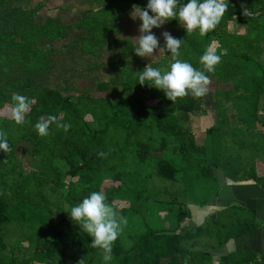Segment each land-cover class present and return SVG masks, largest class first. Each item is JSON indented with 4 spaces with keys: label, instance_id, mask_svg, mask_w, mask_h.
Instances as JSON below:
<instances>
[{
    "label": "trees",
    "instance_id": "1",
    "mask_svg": "<svg viewBox=\"0 0 264 264\" xmlns=\"http://www.w3.org/2000/svg\"><path fill=\"white\" fill-rule=\"evenodd\" d=\"M32 1L0 0V111L12 106L13 94L25 95L33 102L22 125H16L10 116H0V133L6 135L10 146L7 153L0 152V264H102V251L90 246L91 238L67 213L93 191L104 192L107 202L135 227V232L140 228V221L135 219L144 208L150 209L154 219L164 212L163 219H159L169 224L157 222L156 226L153 218L149 222L148 216L143 217L142 227L148 230L140 235L129 232L125 240L119 236L113 244L110 264L196 263L186 242L195 248L198 239L214 237L215 227L205 223L189 232L177 230L191 217L189 200L196 195L194 189L201 180L214 178V170L221 167L235 181L247 179L250 173L257 183L264 181V175L257 176L254 169L247 172L248 162L240 153L250 142L258 152L256 139L262 134L260 126L264 127V0H228L216 28L203 37L198 32L186 34L175 20L168 22L176 29V38L184 40L180 55L191 50L192 55L185 60L193 67H202L199 57L209 45H216L215 51L221 56L215 71L206 73L218 88L215 122L206 129L203 144L196 142L185 122L190 114H209L205 96H187L173 103L162 91L136 83L137 72L143 71L146 64L130 69L122 68L121 61L112 64L120 72L114 84L123 86L114 97L94 96L87 90L72 94L68 86L46 85L43 76L54 68L55 55L62 50L53 47L57 39L78 27L89 31L79 42L96 32L101 46L104 39H100L103 33L99 29H89L91 22L38 27L34 19L47 0L36 4ZM146 3L111 0L98 12L108 10L105 13L117 21ZM246 10L248 14L244 15ZM243 26L245 31L240 33ZM129 44L124 58L134 53L133 42ZM75 47L79 49L70 45L69 52ZM96 47L93 41L91 49L79 50L95 56L100 50ZM164 65L159 61L149 66ZM224 84L231 86L222 90L219 85ZM110 90L108 82L96 85V91ZM222 101L226 103L223 109ZM228 104L236 111L234 117L228 113ZM49 115L56 116L57 122L50 125L47 136L40 137L33 125L40 116ZM233 118L238 124L228 138L225 131ZM57 123L70 127L65 131ZM18 148L36 159L32 166L35 169H24ZM100 152L106 155L101 157ZM117 202L129 205L120 208ZM213 218L216 228L221 229L215 245L220 248L222 224L216 221L217 215ZM236 220V228H241L238 234L254 230ZM174 221L177 228H169ZM25 222H31L30 229L23 227ZM200 253L212 264V251L204 249ZM240 254L221 256L219 264H235ZM188 256L193 258L188 260Z\"/></svg>",
    "mask_w": 264,
    "mask_h": 264
},
{
    "label": "clouds",
    "instance_id": "2",
    "mask_svg": "<svg viewBox=\"0 0 264 264\" xmlns=\"http://www.w3.org/2000/svg\"><path fill=\"white\" fill-rule=\"evenodd\" d=\"M228 0H147L144 8L135 7L130 13L133 20H140L139 36L133 41L132 49L139 57L169 56L166 67L147 65L143 71L137 72L136 83L162 91L173 103L178 98L191 96L201 98L209 93L210 78L206 73H213L215 66L221 61L215 49L209 45L199 57L201 68H195L186 60L180 59V49L184 40L174 38L169 32L162 33L164 44L160 42L152 29L162 27L166 22L175 20L182 26L186 34L198 32L203 37L215 29L227 10ZM248 14L246 10L244 15ZM10 118L16 125L25 123L26 114L30 111L32 100L21 94H13ZM57 122V117L40 116L33 128L38 136L49 134L50 125ZM65 131L69 124H59ZM10 150L5 134L0 133V152ZM103 157L106 154L98 153ZM67 213L70 220L79 226L82 233L91 238L90 246L102 251V264H110L113 260V244L122 231L126 219L119 210L107 202L104 192L93 191L79 203L73 205Z\"/></svg>",
    "mask_w": 264,
    "mask_h": 264
},
{
    "label": "rangeland",
    "instance_id": "3",
    "mask_svg": "<svg viewBox=\"0 0 264 264\" xmlns=\"http://www.w3.org/2000/svg\"><path fill=\"white\" fill-rule=\"evenodd\" d=\"M108 2H109V0H108ZM35 3H36V0H33V4H35ZM48 5L50 7H55V12L58 10L59 13H74V14L76 13L75 9L78 6V5L74 4L73 0H53ZM98 5H100V4L95 3L94 5H85L84 9L91 8V9H93V10L95 9V10H94V12H91L92 18L89 17V18L83 19L82 22H80L81 25H86L87 23L91 22V24L89 26V29H91V30H92V26L94 28H97V29H101L102 28L101 25H103V24H104V26H106L107 21L105 20V17L109 18V14L105 13V12H107L108 10L102 11V12H97L96 10H98ZM60 6H67L68 10L64 11L63 7L60 8ZM77 8H78L77 9L78 13H80L81 9H83L81 7H77ZM42 13H44V12L42 11ZM129 17H130L129 19L124 20L125 21L124 24H120V26L121 25L126 26V29H124V31H122L123 33L119 34L120 38L122 37L123 34H124V36H126V34H129L128 33V30H129L128 27L132 29L133 34H134V30L136 29L137 37L140 34L139 33V25L141 22H140L139 18L137 17L135 20H133L131 18V16H129ZM102 20H105V21L102 23ZM69 22H73V20H70ZM100 23H102V24L100 25ZM97 24L100 25L99 28H98V26H96ZM168 24L169 23L166 22L162 27L152 29L153 33L155 32L154 34L158 38L161 47L163 46L164 41H163L162 34L160 35L159 32L163 33L165 31H167L173 37L176 35V33H175L176 29L174 27L168 25ZM229 29L230 30L234 29L232 24L229 25ZM239 31H240V33H244V31H245L244 26L241 27V29H239ZM96 35L99 37L97 32H96ZM96 35L94 33L92 35L90 34V37H88L87 41L86 40L81 41L79 49H91V47L93 46V41L95 42V46L101 47L99 40L96 38ZM100 39H102V38L100 37ZM125 39H127V38H125ZM125 45H126V41H125V43L122 44L121 47L118 45V42H117L116 45L111 46L110 49L107 48V49L97 50V52H96L97 55H95V56L90 55L88 53L82 54V53H80L79 49H72L71 53L69 52L71 49H62L55 55L54 68H52L49 72H46L44 74V76H43L45 78L44 82L46 85H49L50 87H55V88H61L63 86H68L70 88V92L72 94H79L81 90H87V91L91 92L94 96L114 97V96H117L116 95L117 91H122L123 86L114 84V79H116L117 75H120V72H119V70H117V68H114V66L112 64H115L117 62L120 63V61H121L120 64L122 65V68L130 69V68H134V67H136V68L137 67H143L144 64L150 65L151 63H156V62L160 61V63L166 64V65H164L165 67L167 66V63L169 61V56H167V55L157 56V54L154 53L153 57L142 58V57L137 56L134 52L132 56L124 58L123 55L126 54ZM134 47H135V45H134ZM212 47L215 49L216 45H213ZM191 55H192V52H191V50H189L188 52H186V54L185 53L181 54L179 58L182 60H185L186 57H190ZM262 57H264V52L262 54ZM129 59H131V61H133V64L131 63V61ZM99 82H108L110 84L111 90L109 91V93L96 91V85ZM219 86L220 87L222 86V90H226L227 88H229L228 86H231V84H228V85L224 84V85H219ZM217 88H218V85H215L213 83V81H211L210 86H209V93L205 96V99H207L206 103H205V106H206L205 108L210 111L209 114H207L204 117L202 115L200 116V115L190 114V115H188V117L186 119L185 123L188 127H190V131L194 134L195 138L197 139L196 142L198 144H203L205 142L206 129L208 128V126H210L211 124H213L215 122V110H216L215 94H216ZM208 97H210V99H208ZM225 104L226 103H224L222 101V109L224 108ZM228 106L230 107V110L228 112L230 117H234L236 114V111L229 104H228ZM11 107L12 106L9 105L6 107V109L4 111H0V116H7V117L10 116ZM237 124L238 123L236 122V118L231 119V122H230V124H228L229 126H228L227 130L225 131V134L227 135L228 138L230 137L231 130L234 128L233 126H235ZM260 128L262 129L260 132L263 135L261 134V136L256 139L259 141L258 152H255V150L251 147V145H250L251 142L247 143V145H249V147H247L245 149V151L240 152L243 159H245L249 163L251 168H252V166H254L256 164L257 158L261 159L264 162V132H263L264 127L260 126ZM248 139L250 140L249 137H248ZM22 146H24V145L22 144ZM241 150H243V149H241ZM17 156H18V158H20L22 160V164H23V167L25 170L31 171V170L35 169L32 166L35 163L36 159L34 157H32L29 152L24 151L21 148H18ZM219 158L222 159V155H220ZM260 168L261 167H259L258 169H260ZM247 172L249 173L248 170H247ZM214 174H215L214 178L212 176L211 179L208 180L207 182L203 178V180H201V184H199L198 187H196L194 189L196 195L193 196L194 197L193 199L189 200L188 207L190 210L192 209V207L194 205L199 206L201 210L211 209L212 207H215L213 204V201H214V199L218 198L219 194H221L220 193L221 192V183H222L221 167L216 168V170H214ZM203 184H207L209 187L206 189L203 186ZM116 204L120 208L121 207H128V205H129L126 202H117ZM66 207L68 208V204L66 205ZM241 209H242V207H237V206L233 207V209H232L233 213L232 214L228 213L225 216H227V218L230 220L231 219L244 220V216L247 215V212L245 210H241ZM164 214L165 213L163 212L161 214V216H162L161 218L156 217V219H154L151 216L152 213L150 212V209H148V210L145 208H144V210L142 209V214H139L135 219V220H137L135 222L140 221V223H139L140 228L136 229V232H135V227H133L130 223L129 224L126 223V224L122 225V231L119 235L120 239L121 240L129 239V237L127 235V233H129V232L131 233V235H134L136 233H138V235L145 233L148 229H145L144 226L142 227L143 217H145V219H146L148 216L149 222L153 218V223L156 226L158 223L168 224V223H164L162 220H160V219H163ZM218 214H219V212H218ZM28 217H29V215H28ZM222 217H224V216L218 215V220H216V221L218 223L222 224V219H223ZM171 219L173 220V218H171ZM223 221H226V218H224ZM30 223L31 222H25L23 227H26V229L27 228L30 229V226H31ZM205 223L209 224V226H208L209 228L215 227L214 228L215 230L213 229L215 232L214 237H211L207 241V244L215 246V245H217L216 238H219L221 236V229L216 228L217 224L214 225L215 222H213L211 217L204 220L203 223H201V224H205ZM224 223H227V222H224ZM171 224H172V226L169 227L171 229L177 228V226H178L175 221ZM183 224L184 225H181V227L184 230L189 229L192 226V224L190 222L189 223H183ZM205 226H207V225H205ZM166 228H168V227H166ZM190 230H192V229H190ZM170 231H173V230H170ZM204 239H205V237L198 239L200 242L198 243V245L195 246V248H194V246H191V247L188 246L187 242H186L187 248L189 250H192V252H193L194 260L196 262L194 264H209L211 262L209 258L203 259V257L200 255L201 254L200 250H204V249H208L210 251L213 250L209 245H207V247H206L205 245L202 244ZM214 241H216V242H214ZM188 242H190V241H188ZM191 242L193 245L192 240H191ZM24 244H26V242ZM218 250H220V249L213 250V251H218ZM211 255H212L211 260H212V264H213V258L218 257V256H216L214 253H211ZM192 258H193V256L192 257L188 256V260L189 259L191 260ZM198 260H200V262Z\"/></svg>",
    "mask_w": 264,
    "mask_h": 264
},
{
    "label": "crops",
    "instance_id": "4",
    "mask_svg": "<svg viewBox=\"0 0 264 264\" xmlns=\"http://www.w3.org/2000/svg\"><path fill=\"white\" fill-rule=\"evenodd\" d=\"M39 1L40 0H36V3H38ZM52 1L53 0H47L44 8L40 11L41 14H36L34 20L37 23L38 27L48 29V27L52 23H60L66 26H74L75 24H80L83 19L89 17L92 18L91 12H94L95 10L91 8L84 9L85 5H94L95 3L100 4L98 5V10H96L98 12L99 10L104 8L105 4H109L111 0H109V2L108 0H73L74 4L78 5L77 7L83 8L81 9L80 13H78V8L76 7L75 14L59 13L58 10L55 12V7H50L48 5ZM61 7H63L64 11L68 10L67 6H60V8ZM42 11L44 13H42ZM133 11L134 8L130 11V13H132ZM85 12H90V14L86 15ZM129 16L130 14L121 19H118L117 21H114L112 15L109 13V18L105 17V20L107 21L106 26H104V24L101 25L105 20H102V23H100V25L104 29H99V32L103 33L102 39H104V43L101 47L97 46L95 49H110L111 46L116 45L117 42L121 47L122 44L125 43V41V46L130 45L129 43L133 42L137 37L136 29L134 30L133 34L132 29L128 27L129 34H126V36H124L123 34L121 38L119 37V34L123 33L122 31L126 29L125 25L120 26V24H124V20L129 19ZM70 20H73V22H69ZM100 25L97 24L98 28L100 27ZM87 34L88 31L82 27L71 29L68 31L65 37L61 36L60 39H57L54 42L53 47L54 49H68V47H70V45L72 44L79 47V41ZM159 34L161 35L162 32H159ZM174 38H176V35L174 36ZM74 49L77 48L75 47ZM261 130L262 129L260 128V131ZM259 167L261 168L258 169ZM250 168L251 167L248 163L246 170ZM251 169H254V173H256L257 176L264 175V162L261 159L257 158L256 164L252 166ZM227 173L228 172L222 170L221 194H219L218 198L214 199L213 201L215 207H212L211 209L201 210L199 206L194 205L191 209V217L181 222L177 233L189 232L190 229L194 230L198 226H200V224L203 223V221L207 218L211 217L212 220H214L213 216L222 215L224 216L222 217L223 219L226 218V221H223L222 219V246L218 248L214 245L207 244L208 239H210L209 235H206L204 241L202 242L203 245H205L206 247L207 245H209L213 250L220 249L218 251L211 250L216 256H218L213 258V264H219L221 256L224 257L226 255L234 254L239 251L242 252V254L237 257V261L235 264H264V181L262 183H257L253 179L254 175L251 173L248 174L247 179L235 181L232 180L231 177L227 176ZM236 206L242 207L241 210H245L247 212V215L244 216V220L240 219V221H244L249 226L254 227V230L247 233L246 235L238 234L241 231V228H236L235 222H237V220H230L227 218V216H225L228 213L232 214V209ZM189 222L192 224V226L189 229L184 230L181 225H184L183 223ZM244 260H247L246 263H243ZM233 263L234 262L230 261L227 262V264Z\"/></svg>",
    "mask_w": 264,
    "mask_h": 264
},
{
    "label": "water",
    "instance_id": "5",
    "mask_svg": "<svg viewBox=\"0 0 264 264\" xmlns=\"http://www.w3.org/2000/svg\"><path fill=\"white\" fill-rule=\"evenodd\" d=\"M262 13H264V11ZM255 16H257V15H255Z\"/></svg>",
    "mask_w": 264,
    "mask_h": 264
}]
</instances>
